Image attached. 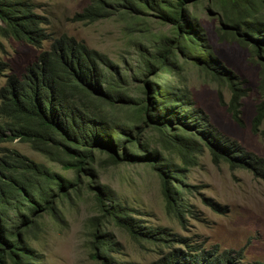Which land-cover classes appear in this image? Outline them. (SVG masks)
<instances>
[{
    "label": "trees",
    "instance_id": "1",
    "mask_svg": "<svg viewBox=\"0 0 264 264\" xmlns=\"http://www.w3.org/2000/svg\"><path fill=\"white\" fill-rule=\"evenodd\" d=\"M201 1L88 0L72 15L75 21L89 23L112 14L133 18L132 21L151 14L170 24L171 38L165 37L139 68L145 75L139 88L145 95L143 100L128 94L126 84L118 82L124 83L121 69L105 53L66 34L49 36L42 27L43 17L34 11L35 5L30 1L0 0V51L1 38L7 37L22 40L36 50L34 60L20 75L4 74L9 68L0 57V75L5 77L0 86V142L14 138L26 142L48 161L74 172V178L68 180L16 149H0V264H42L39 254L28 243L37 231L35 217L46 212L59 218L53 198L79 189L83 177L88 179L87 187L95 189L93 197L98 208L117 226L132 238L162 243L165 250H160L158 258L147 264H264L260 260L244 262L242 247L205 248L166 227L141 225L123 212L125 207L114 201L107 185L90 184L96 177L94 151L104 154L100 161L105 165L148 164L159 178L165 213L182 221L185 214L194 215L191 204L182 198V190L191 187L182 188L180 182L183 167L196 149V140H201L214 163L223 161L230 168H244L264 180L262 158L239 149L231 140L215 136L197 108L188 114L184 110L188 95L184 88L158 87L154 79L157 71L176 67L164 43L168 41L182 52L183 60H192L211 80L227 86V110L238 121V107L246 89L232 71L217 64L205 42L201 25L190 10ZM211 1L218 3L215 5L220 10L219 37L249 47V52L259 60L262 93L252 118V128L256 130L264 119V0ZM149 74L151 77L146 76ZM125 108L131 111L127 123L111 112ZM175 119L190 128V135L183 134L179 126L172 127ZM137 123L142 124L140 128L157 130L158 146L179 157L180 165L163 160L149 146L148 139L139 138ZM90 237L92 259L101 264H137L111 256L110 252L118 250V243L110 233L95 228Z\"/></svg>",
    "mask_w": 264,
    "mask_h": 264
},
{
    "label": "rangeland",
    "instance_id": "2",
    "mask_svg": "<svg viewBox=\"0 0 264 264\" xmlns=\"http://www.w3.org/2000/svg\"><path fill=\"white\" fill-rule=\"evenodd\" d=\"M27 1L33 3L34 11L43 17L42 27L49 36L66 34L84 42L89 48L105 53L121 69L124 83L118 82L126 84L127 93L134 98L145 99L139 90L145 75L139 68L143 59L154 52L165 37L171 38L170 24L160 22L151 14L141 15L135 21L121 14H112L87 23L73 20L72 15L79 12L88 0ZM215 4L218 3L202 0L190 10L201 25L205 42L217 64L232 71L246 89V94L240 99L238 121L227 110L226 102L230 94L227 86L211 80L192 60H183L182 52L168 41L164 43L176 67L157 71L154 79L158 87L184 88L188 94L184 110L188 114L197 108L202 121L215 136L231 140L239 149L264 160V119L256 130L252 128L255 105L262 93L259 88V60L249 52V47L240 46L230 38L219 37L220 10ZM1 42L3 50L0 57L9 68L4 74L20 75L25 66L34 60V49L12 37L1 38ZM146 76L151 77L150 74ZM4 78L0 75V86ZM111 112L116 119L126 123L131 114L127 108L112 109ZM179 120L175 119L172 127L179 126L183 134L190 135V128L183 126ZM141 125L137 123L139 128ZM139 132V138L148 139L149 146L157 150L163 160L180 165L179 157L158 146L157 130L142 126ZM195 146L191 161L183 167L180 182L182 188L191 187L182 190V198L191 204L194 215L185 214L182 221L165 213L159 178L148 164L105 165L104 161H100L104 154L94 151L96 177H93L95 182L90 184L107 185L113 192L114 201L125 207L123 212L141 225L166 227L205 248L216 245L219 249L236 250L242 247L244 262L260 260L264 263V180L244 168H230L223 161L214 163L201 140H196ZM1 148L16 149L64 178H74L73 170L48 161L26 142H19L16 138L1 141ZM81 179L79 189L70 191L67 196L53 198L59 218L55 219L46 212H39V216L35 217L37 231L28 243L39 254L40 263L101 264L90 257V231L95 228L110 233L118 243V250L110 252L116 259L147 264L158 258V252L165 250L162 243L132 238L98 208L93 197L95 189L87 187L86 177ZM172 182L177 184L175 179ZM104 203L110 205L107 200Z\"/></svg>",
    "mask_w": 264,
    "mask_h": 264
},
{
    "label": "clouds",
    "instance_id": "3",
    "mask_svg": "<svg viewBox=\"0 0 264 264\" xmlns=\"http://www.w3.org/2000/svg\"><path fill=\"white\" fill-rule=\"evenodd\" d=\"M34 51H35V54H36V50L34 49Z\"/></svg>",
    "mask_w": 264,
    "mask_h": 264
}]
</instances>
